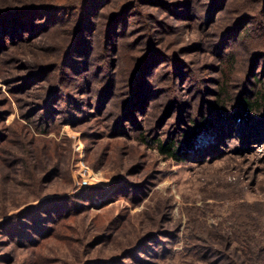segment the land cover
I'll list each match as a JSON object with an SVG mask.
<instances>
[{
    "label": "trees",
    "instance_id": "trees-1",
    "mask_svg": "<svg viewBox=\"0 0 264 264\" xmlns=\"http://www.w3.org/2000/svg\"><path fill=\"white\" fill-rule=\"evenodd\" d=\"M156 2L0 0V76L4 78V67L11 66L8 61L16 60L25 67L26 72L18 76L14 90L21 88L19 91H24L23 95L28 97L21 99L24 104L30 105L23 117L31 127L18 122L10 127L0 126L4 131L0 134V140L4 142L0 147V154H4L0 158V218L5 217L0 221V236H6L8 247L24 245L32 248L30 254H33L42 246L40 243L43 241L36 244L15 241L16 238H23L33 242L31 232L44 236L46 230L41 228L45 226V221L40 218L42 221L38 222L34 218L38 208H42L47 225L54 220L61 221V241L77 244L82 240L78 236L81 234L78 228L84 222L76 219L72 208L74 205H83L79 209L87 206L85 202L81 203L82 197L100 196L95 188H86L72 205L69 203L75 198L72 196L41 199L45 186L52 178H56L57 185L60 182L70 184L72 178H69L68 169L69 145L64 148L50 139L34 137L39 132L47 134L50 131L51 118L66 114L65 122L72 124L85 119L86 123L90 121L91 114L97 116L96 112L106 111V117L111 119V124L107 126L112 133L111 139L135 132L137 144L176 164H184L192 157L206 155L208 159L219 151L221 154L236 146L246 148L253 141H264V0H179L177 5L182 8H168L171 15L183 20L176 26V32L186 34L184 28L196 32L199 42L211 49L208 51L210 63L215 66L214 77L210 81L214 87L210 94L212 100H200L196 107L192 104L188 111L186 101L180 100V90L185 81H194V85H198L197 88L195 86L197 93L208 96L200 84L201 80L191 69V62L164 54L163 61L150 71L149 67L158 59L153 52L138 56L142 50H138L137 44L130 54L132 63L129 70L124 71L120 66L117 72V67L111 68L107 64L109 52L115 48L113 46L118 45L123 36L139 24L134 19L126 21L128 18L125 17L134 14L145 19L149 13L144 8L155 6L154 10H157ZM196 21H199L198 24H195ZM97 52L102 63L101 72L94 73L96 78L83 85L82 81L87 80L83 75L91 74L90 67L85 70V65L93 60ZM19 64L16 66L20 67ZM166 66L170 67L166 75L168 83L162 94L167 95L168 102L158 117L160 111L154 114L157 104L150 97L155 95L156 91L152 90L156 87L160 70ZM101 73H104L103 78ZM15 76L8 73L10 80H17ZM68 82L69 93L66 90ZM92 91L97 96L91 108L93 112H89L87 104L81 105L75 95L79 92L81 97H85L87 92ZM1 101L0 125L5 113L12 110L9 100ZM72 110L76 112L72 113ZM75 113H80L78 119L74 118ZM36 115L38 117L34 119ZM174 115L184 121L186 127L179 132L176 128L172 133L160 132L158 127H164ZM56 121L52 120L53 123ZM228 140L231 143L224 144ZM223 145L226 147L223 148ZM89 152L96 161L107 155L106 148L95 152L90 148ZM118 155L120 169L125 168L126 175L131 176L134 166L123 167V151ZM91 165L97 170L95 161ZM134 182L129 181L127 185L139 189ZM259 205L244 203L247 214L240 215L235 207L227 222L211 229H199L193 236H185L183 253L186 261L181 264H221L220 261L213 262L212 255L223 256L225 264H264V227H259L255 217L263 211ZM160 219L155 222L156 226ZM68 220L69 224L66 223ZM26 221H30L31 225ZM122 221L126 226L128 219ZM11 237L15 243L10 240ZM154 238L149 236L135 244L130 241L123 259H128L132 249L134 252L135 247L140 245L142 248ZM102 242L98 240L92 245L95 247ZM27 262L4 257L0 250V264H37Z\"/></svg>",
    "mask_w": 264,
    "mask_h": 264
},
{
    "label": "rangeland",
    "instance_id": "rangeland-1",
    "mask_svg": "<svg viewBox=\"0 0 264 264\" xmlns=\"http://www.w3.org/2000/svg\"><path fill=\"white\" fill-rule=\"evenodd\" d=\"M156 1L157 10H154L155 6L144 8L145 12L149 13L147 15L149 17L145 19L134 14L126 15L125 18H128L126 21L134 19V22L137 21L139 24L131 28L130 33L123 36L118 45L113 46L115 48L109 52L107 64L111 65V68L117 67V72L120 66L124 71L129 70L132 63L130 54L133 52L134 45L137 44L138 50H142L138 56L153 52V56L158 59L149 67L150 71L158 62L163 61L164 54L191 62L190 67L197 74V79L201 80L200 84L203 85L202 88H205L208 96L197 93L198 85H194V81H185L180 90V100L186 101L188 111L192 104L196 107L200 100H212L210 94L214 87L210 81L214 77L215 66L210 63L208 51L211 49L199 42L196 32H190L186 28H184L186 34L176 32V26L183 20L171 15L168 8L170 10L182 8L181 5H177L179 0ZM198 22L196 21L195 24ZM165 34L168 35L163 36ZM98 54L99 52L94 54L93 60L85 65L87 68L85 70L90 67L91 74L83 75L87 78L82 81L83 85L92 78H96L94 73L101 72L102 63ZM8 62H11V66L4 67L2 71L4 78L0 76V94L2 95L0 110L3 104L2 99L9 100L12 110L5 113L0 126L10 127L18 122L30 127V123L23 117V113L30 108V105L24 104L21 99L28 97L23 95L24 91H19L21 88L17 89L18 91L14 90L18 76L24 74L26 69L16 60ZM17 64L21 69L16 66ZM167 68L170 67L166 66L165 69L160 70L156 87L152 90L156 93L150 97L157 104L154 114L160 111L158 117L162 115L168 102L167 95L162 94L168 83ZM20 70L22 71L19 72ZM9 72L16 75L17 80L8 79ZM160 74L163 76L160 77ZM100 76L103 78L104 73ZM88 87L90 88V85ZM66 90L69 93V82ZM96 96L93 91L87 92L85 97H81L79 92L75 95L81 105L87 104L86 110L89 112H93L91 108L95 104ZM66 103L69 104V99ZM74 112L76 111L72 110V113ZM79 115L80 113H75L74 118L78 119ZM94 115L91 114L89 122L85 123L84 119L72 124L64 121L66 114L59 115L50 119L51 126L47 134L39 132L34 136L40 140L50 139L62 144L64 148H68L69 145L70 148V159L68 149V169L69 178L72 177L71 183L60 182L57 185L56 178H52L51 182L45 186L41 199L54 196L71 198L72 196L75 197L69 200L72 205L86 188H95L100 194L87 199L82 197L81 203L85 202L87 206L79 209L78 207L83 205H74L72 208V211L75 210L73 214L76 219L84 222L78 228L81 232L78 236L82 240L77 244L61 241L62 237L59 236V230L63 226L61 221L54 220L51 225H47L42 208H38L34 218L38 222L45 221V226L41 228L46 230L44 236H37L35 235L37 232H31L29 234L33 237V242L23 238H16L15 241L20 244H26L25 241L29 244L43 241L40 244L45 245L44 248L42 249L41 246L30 254L32 248H26L24 245L8 247L5 243L6 236L2 235L0 236L2 256L15 259L16 262L23 260L27 262L31 259L27 263L33 261L37 264H181L186 261L183 253L185 236H193L199 229H211L219 223L227 222L235 207H237L236 211L242 215V213L247 214L243 207L244 203H259L263 211L261 210L255 217L259 227L261 229L264 227V141H253L246 148L236 146V148L222 151L221 154L219 151V156L214 153L208 159L206 155L202 158L192 157L184 164H176L164 159L156 151L137 144L134 140L135 132L111 139L112 133L107 127L111 124V119L106 117L107 112H96L97 116ZM153 116H149L151 121ZM37 117L38 115L34 119ZM52 120L57 121L53 123ZM185 127V122L174 115L164 127L160 125L158 128L165 134L172 133L174 128L179 132ZM0 132L4 134L2 129ZM230 143L231 141L228 140L224 144ZM3 144L4 142L0 140V147ZM44 145H46L45 142ZM224 147L226 146L223 145ZM90 148L94 152L106 148L107 155L96 161L93 154L89 152ZM120 151H123L122 157L125 160L123 167L134 166L135 171H131L133 172L131 176L126 175L125 168L120 169L118 155ZM1 152L2 148H0ZM3 157L4 154H0V158ZM94 161L97 170H94L95 167L91 165ZM136 180L137 182H134ZM129 181L137 183L139 189L129 188L127 185ZM40 218L43 219L40 220ZM124 218L128 219L126 226L122 221ZM159 218H161L160 223L156 226L155 222ZM4 219L5 217L0 218V221ZM67 222L69 224V220ZM26 223L31 225L30 221ZM55 226L57 227L54 230ZM149 236L155 238L142 248L140 245L135 247V251L131 250L128 259H123L127 254L126 250L130 241L135 244ZM10 240L15 243L12 237ZM98 240L103 242L93 247V243ZM216 256H211L213 262L220 261L221 264H225L223 256ZM164 257H166L165 260H161Z\"/></svg>",
    "mask_w": 264,
    "mask_h": 264
}]
</instances>
